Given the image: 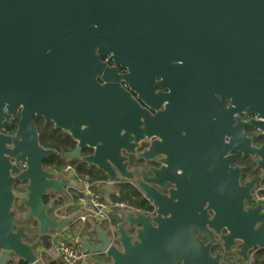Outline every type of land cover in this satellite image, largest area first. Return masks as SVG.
<instances>
[{"label":"water","instance_id":"95a60500","mask_svg":"<svg viewBox=\"0 0 264 264\" xmlns=\"http://www.w3.org/2000/svg\"><path fill=\"white\" fill-rule=\"evenodd\" d=\"M9 117L20 118L14 135L2 130ZM36 117L72 137L69 158L107 177L108 202L129 181L155 208L111 214L116 244L97 226V242L83 240L93 264H225L220 241L244 261L264 247V204L247 206L255 181L232 166L252 157L264 181V0H0V264L11 253L42 264L17 206L49 248L72 220L45 198L83 188L45 168L59 152L41 145ZM130 156L162 166L135 176Z\"/></svg>","mask_w":264,"mask_h":264},{"label":"built area","instance_id":"2783aa9c","mask_svg":"<svg viewBox=\"0 0 264 264\" xmlns=\"http://www.w3.org/2000/svg\"><path fill=\"white\" fill-rule=\"evenodd\" d=\"M22 169H25L24 165H22ZM55 173L67 179L74 178L83 188L68 187L65 199L53 210L52 216L57 220L70 219L72 222L63 231L50 232L49 248L43 246L42 242L38 245L36 244V246L34 245L36 252L39 254V260L42 264H48V261L56 262L57 264H93L95 255L83 245V240L89 239L84 234L89 229L95 232V228L100 225L108 233L112 243L116 244L118 237L117 226L111 220V214H118L126 209L132 211L140 210L122 201L112 200L108 202L106 192L102 188L108 182L107 180L90 181L80 176L70 164L66 165L60 172ZM253 204H264V185L254 191ZM259 251H264V247L250 252L247 261L237 264L257 263L254 257ZM7 264L29 263L24 262L16 254L11 253Z\"/></svg>","mask_w":264,"mask_h":264},{"label":"flooded vegetation","instance_id":"af4514ba","mask_svg":"<svg viewBox=\"0 0 264 264\" xmlns=\"http://www.w3.org/2000/svg\"><path fill=\"white\" fill-rule=\"evenodd\" d=\"M103 61L107 62L109 66H114V63L113 61L109 60L107 57H103L102 58ZM119 73L120 74H124L126 72L125 69L119 67ZM124 85V83H123ZM163 92H167L166 89H162ZM135 95V94H134ZM137 95H135L136 97ZM222 103L228 107L230 105V100L228 99H221ZM141 102V101H140ZM141 104L144 106V104L141 102ZM153 113H155V111H152ZM19 119L20 118H17V119H13V118H10L9 117V121L11 123V125L7 128H3V132L6 133V134H10V135H14L15 132H16V129L18 127V123H19ZM241 119L245 122H247V125L245 127V132L246 134L249 136V137H252V138H255V144L256 145H260L262 140L261 139H258L257 138V135H258V131L251 125V124H248L251 120L254 119V115H247V114H244V115H241ZM35 125L37 126V129H38V132H39V137H40V133H41V130L44 128V127H47V126H51L53 127L54 129H56L54 127V125L51 123V124H47L45 122V120L43 118H35ZM56 130H59V129H56ZM61 132H63L65 135H68L66 134L64 131L62 130H59ZM70 136V135H69ZM71 137V136H70ZM72 138V137H71ZM155 139L152 138V139H147L146 141H143L141 142V146L140 148L137 150L138 153L142 152L143 150L149 148V146L151 145V143L154 141ZM75 149V148H74ZM73 149V150H74ZM55 150V149H54ZM72 150V151H73ZM59 152V151H58ZM92 153V151L88 150V149H85L83 151V155H88ZM56 156H61L60 155V152H59V155H56ZM67 157V160L68 161H74V162H81L80 159H71L69 158L68 156ZM160 158H156L154 160H151L149 162H146L144 159H141V158H138L137 156H130V165H129V168L130 169H135L136 170V173H135V176H139L140 175V169L143 168L147 171V173L149 175H152V173L150 172V169H159L161 168L162 166V163L159 162ZM70 165H72L74 167V169L76 170V167L74 164H71L69 163ZM68 165V164H67ZM21 168H22V165H19ZM232 166H241V167H245L246 168V171L244 172V174L242 175V179H241V183L242 184H245L246 182H249L251 180H254L255 181V188L253 190V194H254V191L257 190L260 186H263L264 185V181L262 180V172L261 171H257L256 170V163L254 161V158L252 157H243L242 155H239V154H236L235 155V158L233 160V163H232ZM50 171V170H48ZM54 172V171H52ZM57 172V171H55ZM108 181V179H107ZM118 183H130L132 185H134L137 189L138 187L133 183V182H129V181H124V182H120L118 180ZM23 185V183H16L15 184V187H14V190L15 192H23L21 190V186ZM172 186L170 184H167V189L165 190H161L160 191L162 193H168V189H170ZM139 190V189H138ZM140 191V190H139ZM143 195V194H142ZM64 197L62 194H55V193H50L46 198H45V202L46 203H50L51 201H55V208L57 207V205L59 204V201L60 200H64ZM144 197V196H143ZM146 199V198H145ZM147 200V199H146ZM61 201V202H62ZM60 202V203H61ZM150 204L152 205V203L150 202ZM247 206H254L253 203H247ZM152 210L151 211H144L145 213H154L155 212V208L152 206ZM17 211H18V220H19V223L21 224H24L26 227H27V231L29 232V227H34L35 228V231L37 232V222L34 220V219H30V220H21L20 219V216L22 214H25V210L23 208H18L17 206ZM143 212V211H142ZM52 214V212H51ZM20 220L23 222H20ZM30 233V232H29ZM38 234V233H37ZM38 238L40 239V235L38 234ZM217 239H219V237H217ZM93 243H96V242H93ZM213 253H221L222 255V262H224L225 264H237L239 262H244V260L242 258H240L238 256V254L236 253V248L233 247L231 251L229 252H226L223 248V245H222V242L220 241L217 245H215L213 247ZM99 260L101 261H107V262H110L108 259H106V257L104 256H98L97 257Z\"/></svg>","mask_w":264,"mask_h":264},{"label":"trees","instance_id":"16d2710c","mask_svg":"<svg viewBox=\"0 0 264 264\" xmlns=\"http://www.w3.org/2000/svg\"><path fill=\"white\" fill-rule=\"evenodd\" d=\"M40 143L45 148L59 151L61 155L59 157L52 156L45 160L44 164L47 170L60 172L67 164L71 163L75 165L76 171L80 176L87 178L90 181L107 180V177L96 168L90 167L82 162L67 160V154L76 147V142L69 135H65L63 132L54 129L51 126H47L41 130ZM115 190L116 193L112 196L113 201H122L143 212L151 211L153 209L150 202L143 197L142 193L134 185L130 183H118L115 186ZM61 201L62 200H60L59 203ZM20 222L22 221L20 220ZM18 224H21L19 223V220ZM28 242L31 244L33 243L36 246V244L38 245L41 241L37 236H33L32 233ZM254 259L257 263L264 264V251H259ZM49 264L57 263L52 262Z\"/></svg>","mask_w":264,"mask_h":264},{"label":"rangeland","instance_id":"374dc122","mask_svg":"<svg viewBox=\"0 0 264 264\" xmlns=\"http://www.w3.org/2000/svg\"><path fill=\"white\" fill-rule=\"evenodd\" d=\"M29 231L31 232V234L33 233V236H37L38 237V234L37 232L35 231V228L34 227H29ZM86 236L87 238H89L90 240H92V242H97V235L94 231H92L91 229H89L87 232H86ZM33 244V243H32ZM34 245V244H33ZM37 249V248H36ZM257 264V263H255Z\"/></svg>","mask_w":264,"mask_h":264},{"label":"crops","instance_id":"0c3cea01","mask_svg":"<svg viewBox=\"0 0 264 264\" xmlns=\"http://www.w3.org/2000/svg\"><path fill=\"white\" fill-rule=\"evenodd\" d=\"M64 199H65V197H64ZM84 235L86 236V234H84ZM86 237H87V236H86ZM49 263H52V262L48 261V264H49Z\"/></svg>","mask_w":264,"mask_h":264}]
</instances>
